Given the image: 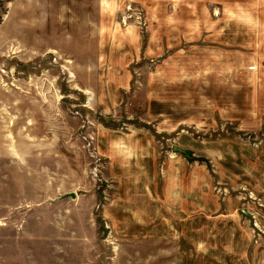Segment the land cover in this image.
Wrapping results in <instances>:
<instances>
[{
	"label": "rangeland",
	"instance_id": "obj_1",
	"mask_svg": "<svg viewBox=\"0 0 264 264\" xmlns=\"http://www.w3.org/2000/svg\"><path fill=\"white\" fill-rule=\"evenodd\" d=\"M0 264H264V0H0Z\"/></svg>",
	"mask_w": 264,
	"mask_h": 264
},
{
	"label": "water",
	"instance_id": "obj_2",
	"mask_svg": "<svg viewBox=\"0 0 264 264\" xmlns=\"http://www.w3.org/2000/svg\"><path fill=\"white\" fill-rule=\"evenodd\" d=\"M71 195H74V193H73V192H71Z\"/></svg>",
	"mask_w": 264,
	"mask_h": 264
}]
</instances>
